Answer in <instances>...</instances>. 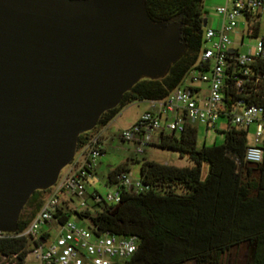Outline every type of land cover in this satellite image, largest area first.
<instances>
[{"label":"water","instance_id":"1","mask_svg":"<svg viewBox=\"0 0 264 264\" xmlns=\"http://www.w3.org/2000/svg\"><path fill=\"white\" fill-rule=\"evenodd\" d=\"M183 28L154 21L147 0H0L1 232H18L81 135L140 81L168 75L189 48Z\"/></svg>","mask_w":264,"mask_h":264},{"label":"trees","instance_id":"2","mask_svg":"<svg viewBox=\"0 0 264 264\" xmlns=\"http://www.w3.org/2000/svg\"><path fill=\"white\" fill-rule=\"evenodd\" d=\"M147 9L156 22L182 18L188 51L164 79L140 81L119 107L102 116L94 131L81 135L79 151L129 105L166 99L198 63L205 44L204 0H147ZM259 32V26L254 28L253 37ZM228 74L226 101L230 105L239 100L248 106L264 104V82L237 90ZM224 134L222 146L199 148L195 124L187 123L181 134L164 132L153 146L179 153L192 166L178 168L144 161L140 169L142 191L131 193L122 188L119 205L93 202L95 216L90 210L77 216L91 218L98 234L137 237L139 249L125 264H224L233 250L245 251L242 264H264V162L258 169L247 166L249 131L229 124ZM126 166L110 173L109 188L120 184L121 175L129 172ZM49 192L38 191L32 196L21 214L19 233L38 215ZM62 215L63 221L71 218V213ZM29 247L27 238L0 240V257L24 264Z\"/></svg>","mask_w":264,"mask_h":264},{"label":"built area","instance_id":"3","mask_svg":"<svg viewBox=\"0 0 264 264\" xmlns=\"http://www.w3.org/2000/svg\"><path fill=\"white\" fill-rule=\"evenodd\" d=\"M215 12L222 23L219 28L206 29L198 63L183 84L166 99L150 102L155 110L145 113L133 127L123 131L122 140L140 145L138 154H144L147 146L158 144L164 132L181 134L187 123L215 128L221 119H225L228 126L231 124L239 130L250 131L251 127H256L255 145L249 146L245 158L248 163L259 165L264 162V104L248 106L239 100L230 105L226 101L231 78L228 73L233 76L237 90L264 82V38L246 54H241L230 39L241 17L246 18L250 36H253L254 28L259 26L261 29L264 0H228L227 6L218 7ZM102 155L98 134L81 151L78 150L74 162L50 189L42 209L25 231L13 234L0 231V240H29L24 264H125L135 256L139 249L137 237L98 234L93 227L84 228L71 218L62 220V213L71 212L77 216L90 210L87 184ZM119 180L120 184L113 187L115 192L106 200L96 192L91 196L92 202L119 205L122 188L131 193L143 189L140 180L132 182L131 172L123 173ZM61 195L77 198L80 208H72L70 200H60ZM45 226L58 230L55 240L51 239L49 231H43Z\"/></svg>","mask_w":264,"mask_h":264},{"label":"rangeland","instance_id":"4","mask_svg":"<svg viewBox=\"0 0 264 264\" xmlns=\"http://www.w3.org/2000/svg\"><path fill=\"white\" fill-rule=\"evenodd\" d=\"M228 0H204V9L207 13V18L210 19L216 15L215 10L218 7L227 6ZM239 25L234 33L230 36L234 46L239 49L241 54H246L251 49L257 47L258 42L264 38V19L260 20L261 29L258 37L250 36L249 26L246 18L241 17L238 20ZM209 26H205V29ZM188 83V82H187ZM203 87V84H201ZM153 107L150 102H137L126 107L116 117L117 120L113 124L111 129V136L108 140H104L102 147L106 150L104 157H100L96 163V175L90 179L87 184V191L90 194H94L97 190L101 197L106 200L108 195L115 192V188H109L107 186L108 178L113 170H117L120 167L126 166L129 163V172H131V180L136 183L140 180L141 163L144 161L156 162L164 165H171L178 168L190 167L192 164L188 158H182L179 153L174 151L163 150L157 146H147L144 154H138L140 145L136 142H127L122 140L123 131L125 128L133 123H137L141 116L145 113L152 112ZM115 118V119H116ZM199 131L198 147L201 148L204 145L211 147L214 145L222 146L225 143V134L228 129V121L221 119L215 128L208 129L203 124H196ZM255 132L256 127H251L248 135V142L250 146L255 145ZM169 132H166L168 134ZM64 170L63 173L66 172ZM207 174V167H205L204 175ZM60 200H70L72 208H80V201L77 198H70L64 195L59 196ZM46 199V196H45ZM92 200L90 199L89 206L92 216H95V210L92 208ZM69 212L68 209H66ZM71 213V212H70ZM71 220L76 224L84 228H92L91 218L82 219L79 216L71 214ZM43 231H49L52 240H55L59 233L58 230L52 229L50 226H45ZM244 250H233L224 258V264H242ZM0 264H14V261L0 257ZM187 264H196L191 261Z\"/></svg>","mask_w":264,"mask_h":264},{"label":"crops","instance_id":"5","mask_svg":"<svg viewBox=\"0 0 264 264\" xmlns=\"http://www.w3.org/2000/svg\"><path fill=\"white\" fill-rule=\"evenodd\" d=\"M206 18H207V16H206ZM207 22H208V26H209V28H219L220 25H221V23H222V19H221L219 16L214 15V16L211 17L210 19L207 18ZM235 48H236V47H235ZM116 120H117V118H116L112 123H110L109 126H107L106 128L100 130L99 135H100V137H101V144L104 143L106 140H108V139L110 138L109 135L111 136V129L113 128V124H115L114 122H115ZM134 125H135V123L130 124V125H128L125 129H129V128L133 127ZM104 140H105V141H104ZM105 154H106V150L104 149V146H103V155H102V157H104ZM128 165H129V163H127V166H126V169H127V170H129ZM113 171H114V170H113ZM113 171H112V172H113ZM129 171H130V170H129ZM95 175H96V170H95V173H94V175L92 176V178H94ZM92 178H91V179H92ZM96 192L99 193L97 190L95 191V193H96ZM95 193H94V194H95ZM99 194H100V193H99ZM89 195H90V197L93 196V194H90V193H89Z\"/></svg>","mask_w":264,"mask_h":264}]
</instances>
